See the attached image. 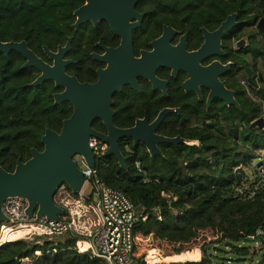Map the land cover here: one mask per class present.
Masks as SVG:
<instances>
[{"label": "trees", "instance_id": "trees-1", "mask_svg": "<svg viewBox=\"0 0 264 264\" xmlns=\"http://www.w3.org/2000/svg\"><path fill=\"white\" fill-rule=\"evenodd\" d=\"M204 1L210 5L214 0ZM81 2L0 0V40H23L47 61L42 46L53 49L56 43L64 42L73 30L72 12ZM244 9L254 11L255 17L262 15L264 0H231L227 11L242 15ZM259 35L261 40H251L250 46L252 57L261 63L254 100H245L240 110L224 108L210 124L202 120L196 134L187 136L199 139V145L165 144L163 157L150 162L143 148L132 145L126 150L127 143L120 142L125 169L111 155L96 161L97 179L123 191L138 212L146 215L132 229L131 258L137 264H146L145 255L168 259L191 253L195 259L185 264H206L209 257L199 250L204 243L215 246L230 242L234 252L245 256L250 253L248 247L232 244L264 227V188L250 200L229 194L232 186L246 179L244 170L236 167L248 166L256 152L264 150V128L250 126L255 119L264 118V33ZM23 63L22 55L14 50L8 57L0 52V165L8 172L14 170L17 158L24 161L30 157L31 148L41 150L44 130L58 131L68 114L67 105H54L51 81L30 85L38 71L22 68ZM177 132L180 130H173ZM78 240L73 235L56 243L49 239L5 241L0 244V264H20L24 258L30 259L28 264H104L90 251L78 252ZM150 240L164 256L149 245Z\"/></svg>", "mask_w": 264, "mask_h": 264}, {"label": "flooded vegetation", "instance_id": "flooded-vegetation-1", "mask_svg": "<svg viewBox=\"0 0 264 264\" xmlns=\"http://www.w3.org/2000/svg\"><path fill=\"white\" fill-rule=\"evenodd\" d=\"M98 2L95 5L99 8L94 13L88 10L87 16L73 27L78 19L74 12L89 4L88 0H82L72 12L70 25L73 30L65 35L63 43L48 49L58 54L60 47L65 49L68 43L62 56L68 61L64 71L79 84L95 86L101 81L109 82L107 76L111 69L130 79L111 94L109 108L116 128H131L137 120H146L150 125L160 111L171 110L153 132L181 140L176 144L156 143L160 153L150 157L142 142L119 138L118 144L127 143L126 150L132 145L143 148L149 161L153 162L163 157L165 144L199 145V139L187 136L190 132L196 134L202 120L210 124L224 108L240 110L245 100H254L257 88L254 84L261 79V63L252 57L250 46L251 40L259 42V33H264L257 27L264 12L255 17V12L248 9L241 10L242 15L238 11H227L231 0H214L210 5L203 0ZM230 15H235L234 24L218 35L217 31ZM43 46L47 61L36 55L52 65L54 59L46 55ZM124 59L135 65L118 70L119 62ZM39 74L38 71L37 76ZM45 81H51L55 88L52 93L54 105L68 107L59 130H54L59 132L63 120L72 115L74 107L68 100L55 103L54 95L65 87L56 85L53 80ZM91 128L100 134L107 133L99 117L92 121ZM174 129L180 132L173 133Z\"/></svg>", "mask_w": 264, "mask_h": 264}, {"label": "water", "instance_id": "water-1", "mask_svg": "<svg viewBox=\"0 0 264 264\" xmlns=\"http://www.w3.org/2000/svg\"><path fill=\"white\" fill-rule=\"evenodd\" d=\"M122 2H135L136 0H120ZM89 4L77 9L74 14L78 19L73 24H77L87 16L88 10L99 7L95 3L98 0H88ZM235 15H230L217 31L221 35L234 24ZM257 27L264 32V15L259 19ZM65 49H59L58 54L52 53L46 46H43L46 55L54 59L52 65L38 57L28 46L25 41H8L0 40V52L6 57L11 50L22 55L25 59L22 68L34 67L40 74L30 83L36 87L41 85L45 80H53L56 85L64 86L65 89L54 95L55 103L68 100L73 104L74 111L72 115L64 119L59 132L46 128L40 137V143L43 145L41 151L35 148L30 149V157L26 161L17 158L15 168L8 172L0 165V224L8 222V217L2 212L3 202L10 197H21L26 199L27 215L45 216L47 219L56 220L58 215L64 214V209L54 202V194L58 187L65 184L73 194H78L85 182V173L79 168L76 155H80L91 169L96 168V159L92 154L89 146L90 136H94L107 143V156H114L118 165L125 169V157L123 156L119 144V138H131L134 143L140 141L145 145L150 157L155 153H160L156 143L168 142L176 144L180 138H166L154 134L153 130L163 119L170 109H163L159 112L152 124L147 125L146 120H137L136 124L127 129L114 127L112 123V111L109 108L111 103V94L114 90L120 89L121 84L130 80L128 77L123 78L115 72L107 76V81H101L95 86L79 84L75 78L68 76L64 71V66L68 61L63 60ZM131 60L124 59L119 62L118 70L123 66L131 68L135 65ZM101 118L106 126L107 133L100 134L91 128V123L95 118ZM252 128H264V118L259 117L251 122ZM225 246H230L226 242ZM224 264V263H221ZM257 264H264V256L259 259Z\"/></svg>", "mask_w": 264, "mask_h": 264}, {"label": "built area", "instance_id": "built-area-1", "mask_svg": "<svg viewBox=\"0 0 264 264\" xmlns=\"http://www.w3.org/2000/svg\"><path fill=\"white\" fill-rule=\"evenodd\" d=\"M89 146L96 161L106 156L108 145L102 140L90 137ZM76 156L87 168V172L84 171L85 182L81 191L76 195H72L70 191V193H62L63 203L61 205L54 201L64 209V214L58 215L56 220L47 219L45 216H36L35 213L27 215L25 213L26 199L10 197L2 204V212L9 221L0 224V234L8 228L28 229V233L43 234L49 240L64 232L83 236L85 234L89 247L81 250L79 242L84 240L79 238L82 240L76 242L78 252L90 251L93 257L104 264H137L131 258L132 229L138 220H145L146 215L138 212L137 207L123 191L101 183L96 177V168H89L80 155ZM254 160L258 161L255 165L253 164ZM78 166L82 169L80 165ZM239 168L246 173V179L241 184L232 186L229 194L239 200L253 199L264 188V152L257 151L255 158L248 166L236 167V169ZM87 183L91 186L89 192L84 194L83 189ZM85 204L92 206L97 215L96 226L89 233L88 231L83 233V229L79 225ZM246 240H258L259 245L252 252L264 251V227H259L254 234L248 235ZM145 258L143 260L146 264H156L148 263Z\"/></svg>", "mask_w": 264, "mask_h": 264}, {"label": "rangeland", "instance_id": "rangeland-1", "mask_svg": "<svg viewBox=\"0 0 264 264\" xmlns=\"http://www.w3.org/2000/svg\"><path fill=\"white\" fill-rule=\"evenodd\" d=\"M264 152V150H263ZM257 160L253 161V164H257ZM91 184L87 183L83 189V193L87 194L89 192ZM70 189L65 185L62 184L60 187L57 188L55 194H54V201L57 202L58 204H62L63 203V196L61 195L64 192H69ZM71 192V191H70ZM69 192V193H70ZM72 193V192H71ZM73 195V193H72ZM72 207V205H71ZM83 215L80 219L79 225L80 228L83 229L82 232L85 233L86 231H88V233L93 230L96 226V219H97V215L95 213V211L92 209V206H90L89 204H85L83 206ZM75 235L78 238H82L84 241H80L79 242V247H81L82 249H85L87 247L86 245V236L84 234L83 235H76V234H71V233H62L60 235H56L53 236L51 238L52 241L59 242V241H64L66 239H68L69 236H73ZM85 238V239H84ZM15 239H25L28 241H34L37 240L38 242H41L43 240L48 239V237L46 235L43 234H35V233H28V231H26L25 233H22L21 236H17L14 239H10V240H15ZM79 239V240H82ZM5 241H9V240H4ZM2 242V243H3ZM149 245L151 247H153V249H156L161 255H163V251L160 250L157 247V243L154 242L153 240L149 241ZM233 246H238V247H248L250 249V251L252 252L254 249L257 248V246L259 245L258 240H240L237 242H234L232 244ZM177 246V245H175ZM173 248V247H171ZM164 250V249H163ZM201 254L202 252H205V255L208 256V261L206 264H257V262L259 261V259H261L262 257V253H264V251H257L254 254H252L251 252L245 256H240L238 255L236 252H234L232 250V246H225L223 244H217V245H207L206 243H204L201 248H199ZM147 254V253H146ZM191 256L189 257V259H183L180 261L177 260H173L171 257L168 259H163L160 255L159 257L161 258V262L156 263V264H162V263H175V264H185L188 261H193L195 259V255L193 253L190 254ZM164 256V255H163ZM146 257V255H145ZM199 261V260H197ZM30 263V259L28 258H24L21 260L20 264H28Z\"/></svg>", "mask_w": 264, "mask_h": 264}, {"label": "bare ground", "instance_id": "bare-ground-1", "mask_svg": "<svg viewBox=\"0 0 264 264\" xmlns=\"http://www.w3.org/2000/svg\"><path fill=\"white\" fill-rule=\"evenodd\" d=\"M75 160L78 162V165H80L83 169V171L87 172V168L83 165V163L81 162L80 158L78 156L75 157ZM28 229H23V228H17V229H13V228H8L5 229L2 234H0V242L4 241V240H10V239H14L17 236H21L22 233H25ZM87 247L85 249H87L89 247V243L86 242ZM81 250H85L82 249L81 247H79ZM191 255L190 254H180L177 256H173L171 257L173 260H183V259H189ZM146 261L148 263H156V262H160V258L158 257V255H153V256H148L145 258Z\"/></svg>", "mask_w": 264, "mask_h": 264}, {"label": "crops", "instance_id": "crops-1", "mask_svg": "<svg viewBox=\"0 0 264 264\" xmlns=\"http://www.w3.org/2000/svg\"><path fill=\"white\" fill-rule=\"evenodd\" d=\"M149 256H153V255H149ZM155 256V255H154ZM148 257V256H147ZM158 257H159V255H158ZM173 257V256H172ZM160 258V257H159ZM160 260H161V258H160ZM161 262V261H160ZM155 263V262H154ZM156 263H159V262H156Z\"/></svg>", "mask_w": 264, "mask_h": 264}]
</instances>
